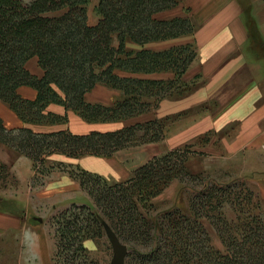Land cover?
<instances>
[{"label": "trees", "instance_id": "1", "mask_svg": "<svg viewBox=\"0 0 264 264\" xmlns=\"http://www.w3.org/2000/svg\"><path fill=\"white\" fill-rule=\"evenodd\" d=\"M88 3L0 0V99L22 121L66 122L67 114L44 111L50 102L78 112L89 122L136 116L155 106L153 97L160 100L180 83L195 58L191 42L162 49L146 46L192 33L188 17H155L177 0H98L99 19L94 25L87 22ZM127 41L140 48L127 47ZM32 56L43 70L40 77L26 67ZM167 72L173 73L168 80L150 76ZM97 83L119 89L121 97L109 105L87 102L86 92ZM21 85L35 88L36 97H21L17 93ZM163 135L156 119L75 133L69 128L51 132H36L28 126L8 128L0 117V142L29 158L34 168L52 154L112 156ZM191 152L185 146L154 155L129 178L112 184L86 170H68L79 178L87 198L54 219L55 264H84V241L102 232L101 219L122 241L143 245L137 264H264V212L247 186L202 179L190 198V215L174 209L153 222L141 212L140 205L172 179L186 183L200 179L187 170ZM204 222L213 226L221 246L213 243Z\"/></svg>", "mask_w": 264, "mask_h": 264}, {"label": "rangeland", "instance_id": "2", "mask_svg": "<svg viewBox=\"0 0 264 264\" xmlns=\"http://www.w3.org/2000/svg\"><path fill=\"white\" fill-rule=\"evenodd\" d=\"M240 3L246 33L192 32L147 43L162 49L191 42L196 55L180 83L160 100L151 99L154 107L130 118L97 123L99 130H110L156 119L164 133L160 140L112 156H93L111 161V167L106 164L98 172L52 157L34 168L29 158L4 146L0 151V264H55L54 219L87 198L79 178L68 170H86L112 184L129 178L154 155L185 146L192 151L187 170L201 177L187 183L174 178L141 204L149 221L160 222L165 212L174 209L190 215L189 201L202 179L249 187L264 212V0ZM171 73L150 76L168 80ZM100 98L106 100L105 91ZM119 169L122 173L113 176ZM204 223L213 243L221 246L213 226ZM122 243L127 247L125 264H137L143 245ZM84 248V264H110L113 250L104 228L86 239Z\"/></svg>", "mask_w": 264, "mask_h": 264}, {"label": "crops", "instance_id": "3", "mask_svg": "<svg viewBox=\"0 0 264 264\" xmlns=\"http://www.w3.org/2000/svg\"><path fill=\"white\" fill-rule=\"evenodd\" d=\"M97 3L98 0H89L87 5V22L90 25L96 24L99 19V15L95 10ZM185 8H189V10L186 12ZM241 13L242 5L240 0H177V4L174 7L156 13L155 17L158 19L188 17L193 24V33H246L242 29ZM237 28H239L240 31H238ZM155 42L157 41L152 43ZM126 44H130V47L133 49L140 48V45L132 41H127ZM26 67L36 76L40 77L43 74V70L38 64L36 56H32L27 60ZM101 89L106 93V100L100 98ZM17 93L23 98L34 99L37 91L31 86L21 85L17 88ZM120 97L121 91L119 89L112 88L104 83H97L85 94V100L87 102L101 103L105 105L112 104ZM109 98L112 100H109ZM44 111L55 113L57 115L67 114V121L26 123L18 117V115L10 108L8 103L0 99V117L2 118L5 126L8 128L28 126L36 132H51L69 128L75 133H87L92 130H99L97 125L98 122H89L82 118L78 112L72 109L65 110L64 106L61 104L50 102L46 105ZM78 127L80 129H78ZM4 146L6 147L5 144L0 142V151L4 150ZM49 157L65 161L73 165H81L93 172L101 171L106 164L107 167H111L108 166V164L111 165V161L108 159L103 160L99 157L93 156L70 157L63 154H52L48 156V158ZM120 172L122 173V170H117L113 173V176L120 175Z\"/></svg>", "mask_w": 264, "mask_h": 264}, {"label": "water", "instance_id": "4", "mask_svg": "<svg viewBox=\"0 0 264 264\" xmlns=\"http://www.w3.org/2000/svg\"><path fill=\"white\" fill-rule=\"evenodd\" d=\"M101 223L113 250L110 264H125V255L127 252L126 245L122 243L115 231L105 220L101 219Z\"/></svg>", "mask_w": 264, "mask_h": 264}]
</instances>
